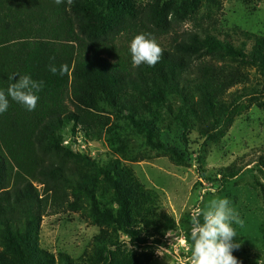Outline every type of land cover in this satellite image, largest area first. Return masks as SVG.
I'll use <instances>...</instances> for the list:
<instances>
[{
  "label": "trees",
  "instance_id": "1",
  "mask_svg": "<svg viewBox=\"0 0 264 264\" xmlns=\"http://www.w3.org/2000/svg\"><path fill=\"white\" fill-rule=\"evenodd\" d=\"M186 7L162 0H73L72 4L64 0L60 5L55 0H0V89L6 90L23 75L44 82L34 111L9 97L7 111L0 114V226L11 253V257L0 254V264L55 262L53 254L39 248L38 236L43 211L50 208L57 213L78 206L67 190L72 169L60 158L62 151L71 153L62 144L65 128L79 127L89 136L107 126L109 120L101 113L106 103L126 111L122 117L146 134L148 143L163 148L154 140V121L142 112L147 99L162 104L168 93L181 94L185 100L191 97L187 102H192L195 90L200 104L192 107L198 106L201 116L228 106L222 103L224 87L208 66L198 68L197 78L191 76L203 51L249 57L264 73V36L247 33L254 37L247 51L245 43L235 44L210 31L178 33L169 47L161 46L163 56L154 67H134L133 38L140 33L169 34L184 18ZM50 64L67 65L68 71L63 76L52 74ZM13 74L18 75L10 80ZM150 113L158 116L156 110ZM174 154L181 158L178 151ZM86 163L90 171L78 170L75 184L91 199L94 215L126 228L134 244H146L139 220L154 207L152 193L131 167L118 160ZM258 166L264 170V155ZM239 173H223L221 179L226 182ZM100 176L112 189L111 201L119 203L116 210L96 197L104 187ZM114 255L103 264H132L135 259L117 261Z\"/></svg>",
  "mask_w": 264,
  "mask_h": 264
},
{
  "label": "rangeland",
  "instance_id": "2",
  "mask_svg": "<svg viewBox=\"0 0 264 264\" xmlns=\"http://www.w3.org/2000/svg\"><path fill=\"white\" fill-rule=\"evenodd\" d=\"M162 1L185 4L187 13L169 34L152 36L160 46L169 47L183 31H210L235 44L245 43L248 51L254 37L247 33L264 36V0ZM196 64L192 78H197L200 66H208L224 87L222 103L228 106L215 115L205 111L201 116V109L192 107L200 104L195 90L192 102H187L191 97L185 100L181 94L168 93L166 104L147 99L142 112L154 121V140L163 148L148 143L146 134L122 117L126 111L106 103L101 113L109 120L107 126L89 136L79 127L63 130L62 144L71 153L62 151L60 158L72 169L67 190L78 206L42 212L38 246L54 255V264H103L114 254L117 261L135 257L132 264H192V216L206 211L215 198H227L237 216L232 227L240 247L232 254L240 264H264V170L258 166L264 155V73L251 58L233 57L224 51H203ZM88 160L99 164L118 160L131 167L152 193V211L139 215L146 244H134L126 228L96 217L91 199L78 192L77 171H90ZM233 170L240 173L223 182L222 174ZM100 182L104 187L97 199L116 210L119 203L111 201L110 185L102 176ZM34 183L41 189L40 183ZM200 218L203 221L202 215ZM1 233L2 226L0 254L11 257ZM157 246L167 251L157 255Z\"/></svg>",
  "mask_w": 264,
  "mask_h": 264
},
{
  "label": "clouds",
  "instance_id": "3",
  "mask_svg": "<svg viewBox=\"0 0 264 264\" xmlns=\"http://www.w3.org/2000/svg\"><path fill=\"white\" fill-rule=\"evenodd\" d=\"M63 2L64 0H55L57 5ZM67 2L72 4L73 0ZM185 23L186 27H191L190 22ZM130 53L134 67H139L141 64L154 67L163 56V49L151 33H140L131 41ZM49 71L52 74L59 72L63 76L68 71V67L61 65L57 68L55 64H50ZM15 75L18 74H13L9 79L13 80ZM43 85V81L34 80L30 75L19 76V80L11 83L6 90L0 89V114L7 111L9 97L24 105L28 111H34L39 101L38 93ZM201 215L203 223L200 222ZM236 221L237 216L229 206L227 198L212 199L206 211L199 215L193 214L192 224L195 230L191 233L192 264H240L238 258L232 254L233 250L240 247L236 240V231L232 227V223ZM166 251L163 246L156 247L157 255L161 256Z\"/></svg>",
  "mask_w": 264,
  "mask_h": 264
}]
</instances>
